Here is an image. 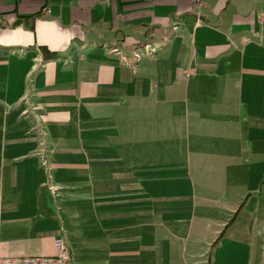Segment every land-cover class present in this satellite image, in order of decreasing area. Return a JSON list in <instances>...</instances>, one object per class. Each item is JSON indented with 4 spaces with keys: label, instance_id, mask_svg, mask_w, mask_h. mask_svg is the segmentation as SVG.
I'll use <instances>...</instances> for the list:
<instances>
[{
    "label": "crops",
    "instance_id": "crops-1",
    "mask_svg": "<svg viewBox=\"0 0 264 264\" xmlns=\"http://www.w3.org/2000/svg\"><path fill=\"white\" fill-rule=\"evenodd\" d=\"M139 104L161 129L122 128ZM58 236L70 264H264V0H0V257Z\"/></svg>",
    "mask_w": 264,
    "mask_h": 264
},
{
    "label": "built area",
    "instance_id": "built-area-1",
    "mask_svg": "<svg viewBox=\"0 0 264 264\" xmlns=\"http://www.w3.org/2000/svg\"><path fill=\"white\" fill-rule=\"evenodd\" d=\"M201 1V0H194ZM114 51L120 52L117 48ZM150 54L148 45L133 50V58L137 61L143 54ZM47 152V149H44ZM56 252L52 255L37 254L30 256L0 257V264H70V250L64 236H58L54 240Z\"/></svg>",
    "mask_w": 264,
    "mask_h": 264
},
{
    "label": "rangeland",
    "instance_id": "rangeland-1",
    "mask_svg": "<svg viewBox=\"0 0 264 264\" xmlns=\"http://www.w3.org/2000/svg\"><path fill=\"white\" fill-rule=\"evenodd\" d=\"M151 52V51H150ZM147 55H151L147 54ZM155 106L148 104L147 107L143 105H136L131 110V127L127 125L121 124L122 128L127 129L129 131H138V130H150L154 131L157 129H161L162 127H159L157 124H159L155 119L160 120V118H155ZM130 119V114L128 117V120ZM173 125L180 129H186L185 122L182 121V123L175 122ZM47 136V135H46ZM46 136H40V140H43V145L45 144L47 146L48 142L46 140ZM39 140V141H40ZM188 139H180V146H186ZM47 149V152L45 153L49 154L48 147H45Z\"/></svg>",
    "mask_w": 264,
    "mask_h": 264
},
{
    "label": "trees",
    "instance_id": "trees-1",
    "mask_svg": "<svg viewBox=\"0 0 264 264\" xmlns=\"http://www.w3.org/2000/svg\"><path fill=\"white\" fill-rule=\"evenodd\" d=\"M239 207H240V205L238 206V208H239ZM231 220H232V218L228 221V223L225 225V227L231 222ZM225 227H224V228H225ZM224 228L222 229V231L220 232V234L223 233Z\"/></svg>",
    "mask_w": 264,
    "mask_h": 264
}]
</instances>
